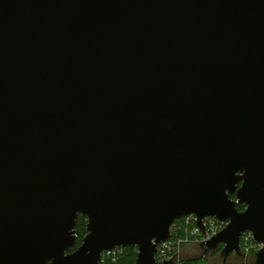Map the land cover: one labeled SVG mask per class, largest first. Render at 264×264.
Wrapping results in <instances>:
<instances>
[{"label":"water","instance_id":"obj_1","mask_svg":"<svg viewBox=\"0 0 264 264\" xmlns=\"http://www.w3.org/2000/svg\"><path fill=\"white\" fill-rule=\"evenodd\" d=\"M191 215L264 264V0H0V264H161Z\"/></svg>","mask_w":264,"mask_h":264},{"label":"built area","instance_id":"obj_2","mask_svg":"<svg viewBox=\"0 0 264 264\" xmlns=\"http://www.w3.org/2000/svg\"><path fill=\"white\" fill-rule=\"evenodd\" d=\"M236 200V199H235ZM229 222H223L216 218H205L202 221V228L198 225V219L194 215L184 217L174 222L171 227V235L168 241L158 247L156 255L157 262L164 264L173 261V264H185L181 259V253L185 246H199L212 241L222 231ZM263 248V245L256 242L251 232H246L240 240L241 264H254L255 255ZM125 249L117 248L111 252H105L101 264H108L112 259L121 258ZM197 264V263H193ZM201 264V263H200Z\"/></svg>","mask_w":264,"mask_h":264},{"label":"rangeland","instance_id":"obj_3","mask_svg":"<svg viewBox=\"0 0 264 264\" xmlns=\"http://www.w3.org/2000/svg\"><path fill=\"white\" fill-rule=\"evenodd\" d=\"M234 201H236V200H234ZM184 250H186V251L184 252ZM220 251L211 253L209 255H206L207 256L206 259L202 260L204 263L202 262L201 264H224V261H223L224 258L221 257V252ZM203 254H204V251L199 246H196V245L195 246H192V245L185 246L183 248V250H182V253H181V259L185 263L186 262H191V261H185V260H188V258H191V259L196 258V259H198V258L202 257ZM123 257H124V255L121 258L117 257V259L116 258L113 259V260L111 259L108 262V264H118ZM203 257H205V255H203ZM227 260H228L227 264H241V261L240 260H235L234 257L233 258H229Z\"/></svg>","mask_w":264,"mask_h":264},{"label":"trees","instance_id":"obj_4","mask_svg":"<svg viewBox=\"0 0 264 264\" xmlns=\"http://www.w3.org/2000/svg\"><path fill=\"white\" fill-rule=\"evenodd\" d=\"M231 199L235 200L236 198H233V196H231ZM237 208H238L239 212H243L246 207L245 206H238ZM87 223L88 222H87L86 218L80 217L78 224H77V228H76L77 236H78L77 246H76V248L71 250V252L75 251L82 244V240L86 236ZM137 258H138V249L136 247H129V248L125 249L124 257L121 259V261L118 264H136ZM203 259H205V258H203ZM202 260L186 262L185 264H193V263L200 264L203 262Z\"/></svg>","mask_w":264,"mask_h":264},{"label":"crops","instance_id":"obj_5","mask_svg":"<svg viewBox=\"0 0 264 264\" xmlns=\"http://www.w3.org/2000/svg\"><path fill=\"white\" fill-rule=\"evenodd\" d=\"M185 251H186V250H184V252H185ZM202 257H203V256H202ZM202 257H200V258H198V259H196V258H194V259L188 258V260H185V261H199ZM205 259H206V258H205ZM235 260H236V259H235ZM223 261H224V264H227V261H228V260L225 261V260L223 259Z\"/></svg>","mask_w":264,"mask_h":264},{"label":"flooded vegetation","instance_id":"obj_6","mask_svg":"<svg viewBox=\"0 0 264 264\" xmlns=\"http://www.w3.org/2000/svg\"><path fill=\"white\" fill-rule=\"evenodd\" d=\"M233 198H235V196H233ZM232 200H234V199H232ZM222 248H223V247H221L220 250H222ZM220 252H221V251H220ZM203 255H205V253H204ZM203 255H202V256H203ZM207 255H209V254H207ZM206 257H207V256L205 255V257H202L200 260H202L203 258H206ZM233 257L235 258V256L231 255L229 258H233ZM222 258H223V257H222ZM229 258H228V259H229ZM200 260H199V261H200Z\"/></svg>","mask_w":264,"mask_h":264}]
</instances>
